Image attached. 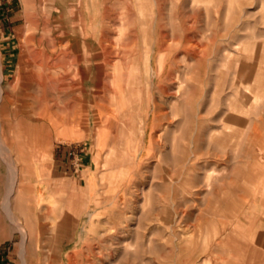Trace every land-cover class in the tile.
<instances>
[{"label": "rangeland", "instance_id": "rangeland-1", "mask_svg": "<svg viewBox=\"0 0 264 264\" xmlns=\"http://www.w3.org/2000/svg\"><path fill=\"white\" fill-rule=\"evenodd\" d=\"M52 1L0 0V64H4L9 79L23 53L25 36L32 29L28 27V17L37 14L40 18L43 16L40 13L42 2L50 4ZM192 2L187 0V13L192 12ZM197 5L200 11L197 21L188 17L187 23L197 25L201 48L205 50L202 53L205 55V74L210 77L208 89L214 91L216 104L215 120L203 122L206 128L196 160L184 162L182 150L188 142L184 133L201 127L193 112L198 102L190 106L186 120L182 114H172L154 130V134H159L167 125L169 135L153 152L144 155L137 175H124L128 182L123 187L127 185L128 190L123 191L120 200L110 197L106 207L91 210L81 218L62 217L53 208L39 207L31 183L33 174L24 176L22 182L14 180L17 163L24 160L22 157L19 161L15 159V138L4 139L0 126V213L3 216L0 232H4L6 226L9 228V225L4 226V220H10L21 235V253L25 248L27 253L20 256L11 253L12 246L8 241L0 247V264H38V261L41 264H68L69 256L71 264H177V255L171 253V247L180 242L183 233L186 244H190L187 251L191 253L195 244L201 251L205 237L210 241L219 240L222 221L229 225V239L211 253H202L203 258L193 264H208L204 259L212 254L210 264L219 263L222 256L234 261L238 252L244 253V245L256 242L253 229L260 227V223L263 226L258 233L261 232L260 241L264 244V0H199ZM164 12L166 20L170 19L171 7L167 6ZM229 51L234 58L232 62L225 58ZM184 52L183 48L174 51L176 66L182 70L185 65H191L198 71L196 60L185 57ZM236 57L254 67L243 82L238 75L240 62ZM258 70L261 74L256 76ZM193 75L196 72L187 76ZM176 84L174 81L167 86L168 93H162L155 84L151 86L155 107L160 104L167 108L173 104L171 93ZM242 92L248 96L246 125L229 124V127L225 119L228 102L236 104ZM206 107L205 104L201 107L203 116L209 115ZM182 119L187 121L185 127L181 124ZM208 123L212 124L211 129ZM236 129H242L243 134L230 136L229 133ZM211 134L214 137L210 140ZM175 135L178 143L173 149ZM57 148H65L69 167L80 175L86 165L84 158L91 151L90 144L76 142L64 147L59 143ZM122 150V158L126 161L125 148ZM192 162L197 164L196 168L190 167ZM29 165L26 168H30ZM106 166L108 168L109 163ZM26 171L30 173V169ZM209 179L212 180L210 187ZM4 184H7L6 191ZM20 186L28 189L25 201L21 200L28 223L25 213L17 209L20 204L17 188ZM178 213H183L181 222ZM15 221L27 226L25 242ZM238 223L242 228L248 224L251 229L246 234L237 229ZM19 233L15 236L16 245ZM249 250L251 254L253 248ZM261 259H264V249ZM229 264L246 262L240 259Z\"/></svg>", "mask_w": 264, "mask_h": 264}, {"label": "bare ground", "instance_id": "bare-ground-1", "mask_svg": "<svg viewBox=\"0 0 264 264\" xmlns=\"http://www.w3.org/2000/svg\"><path fill=\"white\" fill-rule=\"evenodd\" d=\"M198 3L199 0H193L192 12L187 13V0H53L50 4L42 2L40 13L43 16L39 18L34 14L33 18L28 17V27L32 29H29L25 36L24 50L11 79L4 71V64H0L2 137L15 138L18 144L26 140L47 138L45 130L51 126L59 136L64 132L74 133L80 128H89L92 125L101 144L110 147L112 152L116 147L125 148L124 154L127 158L136 159L139 166L144 155L153 152V149L160 145V141L169 135L167 125L159 134H154L162 120L172 114H182L185 118L191 110L190 106L198 102V107L194 108L193 112L197 125L201 123V127L198 126L197 129L196 126L189 132L184 131L188 142L182 150L184 162L196 160L202 142V132L206 128L203 122L215 120L216 104L214 91L208 89L210 77L205 74V55L202 54L205 50L201 48L197 25L187 23L188 17H194V21H197L200 14ZM167 6L171 7L172 12L168 14L170 19L166 20L164 10ZM172 18L175 21L173 23ZM181 48L185 51V57L196 60L195 67H199L198 71H194L191 65H185L182 70L176 66L178 62L173 57L174 51ZM232 56L231 51L225 53L226 61L232 62ZM236 60L240 62L238 75L240 82H243L254 67L246 61H241V58L236 57ZM192 72H196V75L188 77ZM260 74L261 71L258 70L256 76ZM174 81L177 84L171 93L173 104L167 108L160 104L155 107L151 86L155 84L162 93H168L167 86ZM247 101L248 96L242 92L236 104L228 102L225 118L228 126L246 125ZM204 104L207 105V116L200 114ZM185 120L181 122L184 127L187 122ZM243 132L242 129H236L229 135ZM213 137L211 134L210 140ZM177 140L175 135L173 149L177 146ZM22 153V149L17 148L15 159L21 160L24 154ZM27 165L29 162L25 164V160L17 163L14 173L16 182H22L24 176L33 174L31 163L30 168H26ZM187 166L184 163V167ZM190 167L196 168L197 164L192 162ZM26 169H30V173ZM207 184L210 187L212 180L209 179ZM125 186L123 191L128 190L127 185ZM183 190L186 192L185 188ZM26 191L28 189L24 186L17 188L20 200L17 209L25 213V222L28 223L27 212L22 209L21 203V200L25 201ZM6 210L9 212L8 208ZM178 216L181 222L183 213H178ZM2 219L0 213V222ZM179 221L178 224L181 225ZM15 222H18L25 242L27 226L19 221ZM220 223L222 230L219 240L210 241L205 237L202 246L204 249L201 251L195 244L194 250L189 253L187 250L190 249V244H186L187 238L183 233L180 242L171 247V253L177 255L175 263L193 264L198 258H203L202 253L209 254L216 246H223L225 240L229 239L230 228L226 221ZM262 226L260 223L261 228ZM260 227L253 229L256 242L244 245V253L238 252L241 255L233 257L234 261L242 259L246 264H264V259H261L264 244L260 241L261 232L258 233ZM237 229H242L247 234L251 226L247 224L242 228L238 223ZM250 247L253 248L251 254ZM212 256L206 257L204 261L210 264ZM234 261L222 256L216 264H229ZM38 264H41V261H38ZM68 264H71V256L68 257Z\"/></svg>", "mask_w": 264, "mask_h": 264}, {"label": "crops", "instance_id": "crops-1", "mask_svg": "<svg viewBox=\"0 0 264 264\" xmlns=\"http://www.w3.org/2000/svg\"><path fill=\"white\" fill-rule=\"evenodd\" d=\"M61 129L62 127L59 128ZM45 133L47 138L26 140L24 143H18L17 148L22 149L23 160L31 163L33 168L31 183L39 207L53 208L62 217L81 218L91 210L106 207L110 197L120 200L123 185L128 182L124 175H137L142 165L141 163L138 166V161L129 157L123 161L122 147H116L112 152L110 147L101 144L92 125L89 128H80L74 133L64 132L59 136L51 126ZM76 142L89 143L91 148L84 158L86 165L80 175H76L69 167L65 148H57L59 143H63L65 147ZM110 158H113V161ZM3 187L6 191L7 184ZM4 222V226L9 225V228L6 226V230L0 232V247L9 241L12 246L11 253L17 256L26 255V248L24 253H21V235L18 229L14 228L10 220L5 219ZM18 233L19 243L16 245L15 236Z\"/></svg>", "mask_w": 264, "mask_h": 264}]
</instances>
